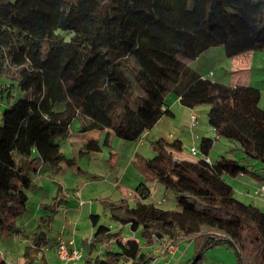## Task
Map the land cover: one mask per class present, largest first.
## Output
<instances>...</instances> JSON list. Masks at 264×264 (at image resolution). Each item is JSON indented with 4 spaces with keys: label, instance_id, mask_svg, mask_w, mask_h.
Listing matches in <instances>:
<instances>
[{
    "label": "trees",
    "instance_id": "trees-1",
    "mask_svg": "<svg viewBox=\"0 0 264 264\" xmlns=\"http://www.w3.org/2000/svg\"><path fill=\"white\" fill-rule=\"evenodd\" d=\"M218 46L229 59L264 52V0H0V239L14 231V216L30 210L26 192L37 187L31 173L46 162L59 169L64 156L54 140L67 135L74 118L84 120L81 133L105 131L102 143H83L84 152L98 153L110 135L139 141L172 116L164 100L172 93L187 109L208 107L216 138L199 139L196 161L173 157L180 140L154 141L155 156L140 165L173 192L176 210L147 202L151 193L141 184L116 200H98L119 226L90 214L93 232L78 264H155L180 244L189 247L185 264H200L202 253L218 246L231 248L237 264H264V210L236 199L224 179L247 168L225 156L206 161L223 139L264 175L260 91L213 82L187 66ZM131 65L139 70L132 76ZM12 87L31 97L14 101ZM44 235L25 247L22 264H46Z\"/></svg>",
    "mask_w": 264,
    "mask_h": 264
},
{
    "label": "rangeland",
    "instance_id": "rangeland-1",
    "mask_svg": "<svg viewBox=\"0 0 264 264\" xmlns=\"http://www.w3.org/2000/svg\"><path fill=\"white\" fill-rule=\"evenodd\" d=\"M226 63H231V59L227 58L223 48L218 46L203 52L195 60L187 61V66L199 75L207 76V79L213 82L230 84L232 74L228 73L227 76H223L224 73L230 72ZM129 70L128 73L131 76L139 72L138 68L133 65ZM11 90L14 101L31 97L30 92H21L14 87ZM164 100L173 117L163 116L143 137V142H140L142 139L125 141L111 136L108 146H102L98 153L84 152L83 143L89 139H95L102 143L105 131L81 133L80 126L84 120L81 116L74 118L67 135L58 136L54 140V143L59 145L58 152L64 156V160L59 163V169L46 162L41 165L42 170L39 169L37 175L33 176L31 173V178L37 187L26 192L30 210L12 218L15 225L14 231L8 238L0 239V261L5 260L8 264H22L25 247H32L39 234L43 233L45 235L42 240L40 257H43L46 264H61L54 250L56 240L60 238L67 241L69 238H73L78 245H76L77 248L81 249L83 240L89 238L93 231L89 214H98L101 224L107 226L115 224L109 214L101 208L98 200L120 198L115 186L119 184V187L125 188L124 190L132 189L135 185L132 177L138 180L137 186L141 184V191H147L144 189L145 187L150 191L151 195L147 202L155 204L162 210H176L177 204L173 192L165 190L160 184L148 178L140 165L142 160L155 156L152 148L154 141L159 139L167 142L180 140L183 151L186 152V148L190 146V133L197 131V128H194L196 124L191 126L192 124L190 125L188 121L190 110L181 106L174 94L168 93ZM259 105H264V94L261 96ZM4 109V100L0 99V112ZM62 109V104L54 106L56 111ZM207 110L208 107L200 106L194 111L198 117L197 123H201V126L203 124V127L208 126L205 116ZM202 132L199 134L200 136L216 138L213 130L207 134L204 133V135ZM140 143L143 145L140 146ZM195 145L197 155L194 158L198 159L201 156L199 140ZM222 156L233 158L240 166L246 167L248 170V173L242 176L224 177L225 181L233 187L235 198L264 210L262 200L257 197H245L247 196L246 184L251 186L247 188L249 192H252L254 187L259 188L258 185L264 184L261 165L252 160H243L244 155L237 144L217 139L214 141L208 157L211 162H215ZM173 157L178 159L180 155L176 154ZM80 203L82 204L80 205ZM91 203H93L92 206ZM72 226L76 229L73 236L71 235ZM127 234L128 231L126 237ZM134 238L138 242L143 241L138 233ZM153 246L151 250L155 251L154 248L157 246L154 248ZM183 248L184 244H180L175 247V250L181 253ZM223 251H227L231 255L232 264H237L234 251L227 246L209 248L202 253V258H211L208 264H217V260L221 259V253H224Z\"/></svg>",
    "mask_w": 264,
    "mask_h": 264
},
{
    "label": "crops",
    "instance_id": "crops-1",
    "mask_svg": "<svg viewBox=\"0 0 264 264\" xmlns=\"http://www.w3.org/2000/svg\"><path fill=\"white\" fill-rule=\"evenodd\" d=\"M226 64L228 65V69H229L230 72L224 73L223 76H227L228 73H231L232 76H230V78H231L230 84H225V85H230V86H251L253 88L258 89L260 91V95L261 96H262V94H264V52L244 53V54L238 55V56H236L234 58H231V63H226ZM202 77L203 78H207V76H202ZM176 100L178 101L177 98H176ZM175 104H176V102H175ZM188 110H190V109H188ZM194 111H196V108L190 110L191 114L189 113V115L191 116L192 114H195ZM206 114H207V112H206ZM206 114H205V116H206ZM190 116H188V121H189V123L191 125L192 123L190 122ZM172 117H173V114H172ZM195 117H196V115H195ZM197 119H198V117H196L195 121H194V123L196 124L194 126V128H197V131H195V133H193V132L190 133V135H189V144H190V146H188L186 148V152L183 151V148H182L181 153L178 154V155H180V157H179L180 159L196 161V160H199L200 158H202L201 156L198 159L194 158V156L190 155V149L191 148L197 149L196 145H195L196 141L199 140L200 138L204 137V136H200L199 135V134H201V131H203L202 135H204V133L207 134V132H209L210 130L212 131V128H210L208 126L203 127V124L201 126V123H197ZM194 123L191 126H193ZM206 124H207V121H206ZM92 132H98V131H91V133ZM87 133H89V132H87ZM111 136L112 135H110V137ZM140 142H143V138H142V140ZM139 145L142 146L143 143H140ZM182 147H183V145H182ZM207 159L209 161H211L209 157ZM39 169L41 171L42 170V166H39L38 170ZM38 170H37V173L35 175L38 174ZM240 176H242V175H240ZM132 180H133V183L135 184L132 189L126 188V190H124L125 188L119 187V184L115 186L116 189H117V192L120 194V197H121V194H123V193H130V192L135 190V188L137 187V184L139 182L134 177H132ZM258 186H261V185H258ZM245 187H246V193H247V196H245V197H248V198L255 197L254 196V192L258 188L254 187L253 188L254 190L252 189V192H249V189H247V188L251 187V186L246 184ZM81 204L82 203H80V205ZM92 205H93V203H91V206ZM89 210H91V208H89ZM88 212L92 213L91 211H88ZM111 226L113 228L117 227V226H119V223L115 222V224H112ZM75 231H76V229L74 228V226H72V234H71L72 236L75 233ZM136 234L137 233H132V232L128 231L127 238H134ZM90 236H89V238H90ZM69 239H71V238H69ZM85 239H88V238H85ZM75 245H77V244L75 243ZM155 246H157V245L155 244L153 246V248ZM188 248H189L188 244L184 245L183 251L181 253H178V250H175V248H168V250L170 252L169 253L166 252V254L164 256L159 257L156 260L155 264H185L186 260L191 257V255H189V253H188ZM154 249L156 251V250L159 249V247L157 246ZM223 252L224 253H221V259L217 260V264H232L231 255L229 253H227V251H223ZM210 261H211V258H202V261H201L200 264H208V263H210Z\"/></svg>",
    "mask_w": 264,
    "mask_h": 264
},
{
    "label": "built area",
    "instance_id": "built-area-1",
    "mask_svg": "<svg viewBox=\"0 0 264 264\" xmlns=\"http://www.w3.org/2000/svg\"><path fill=\"white\" fill-rule=\"evenodd\" d=\"M195 114L190 116V121L193 124L195 121ZM197 154V149L191 148L190 155L195 156ZM209 162L208 159H206ZM254 196L259 198L264 202V186L261 185L255 192ZM54 250L61 264H78L82 260V251L78 249L75 245L73 239L63 240L57 239L54 245Z\"/></svg>",
    "mask_w": 264,
    "mask_h": 264
},
{
    "label": "water",
    "instance_id": "water-1",
    "mask_svg": "<svg viewBox=\"0 0 264 264\" xmlns=\"http://www.w3.org/2000/svg\"><path fill=\"white\" fill-rule=\"evenodd\" d=\"M202 249H203V246H202V247L199 249V251L197 252L196 257L194 258V261L196 260L197 256L200 254V252L202 251ZM236 258H237V256H236ZM237 263H240V261H239L238 258H237ZM191 264H193V262H192Z\"/></svg>",
    "mask_w": 264,
    "mask_h": 264
}]
</instances>
